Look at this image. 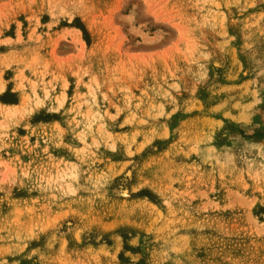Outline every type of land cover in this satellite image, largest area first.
I'll use <instances>...</instances> for the list:
<instances>
[{
    "label": "rangeland",
    "instance_id": "1",
    "mask_svg": "<svg viewBox=\"0 0 264 264\" xmlns=\"http://www.w3.org/2000/svg\"><path fill=\"white\" fill-rule=\"evenodd\" d=\"M0 79V264H264V0H0Z\"/></svg>",
    "mask_w": 264,
    "mask_h": 264
},
{
    "label": "bare ground",
    "instance_id": "2",
    "mask_svg": "<svg viewBox=\"0 0 264 264\" xmlns=\"http://www.w3.org/2000/svg\"><path fill=\"white\" fill-rule=\"evenodd\" d=\"M2 80L0 79V89L2 88ZM63 100L62 95H56L54 101L57 104H60ZM96 110V109H94ZM32 109L29 107V97L27 94L21 92L20 93V101L18 104H0V120L1 123H7V121L21 117L24 113H30ZM99 115V112L97 113ZM91 115V114H90ZM96 113L93 114V118H95ZM97 117V116H96ZM59 159V158H58ZM60 162V161H59Z\"/></svg>",
    "mask_w": 264,
    "mask_h": 264
},
{
    "label": "crops",
    "instance_id": "3",
    "mask_svg": "<svg viewBox=\"0 0 264 264\" xmlns=\"http://www.w3.org/2000/svg\"><path fill=\"white\" fill-rule=\"evenodd\" d=\"M74 29H76V28H74ZM16 88H18V87H16ZM5 90V85H3V87L0 89V92H2V91H4ZM21 93V92H20ZM20 93H19V100H18V102L17 103H9V104H18L19 103V101H20ZM4 104V102H0V104ZM6 104H8V103H6ZM42 108H46V106H43ZM32 112H30V113H28V114H31ZM53 120H55L56 121V119H51V120H48V121H46V122H51V121H53ZM45 122V123H46Z\"/></svg>",
    "mask_w": 264,
    "mask_h": 264
}]
</instances>
